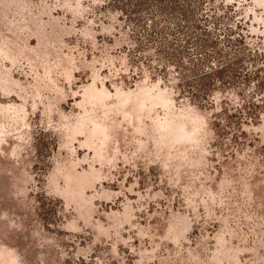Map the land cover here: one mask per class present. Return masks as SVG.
I'll return each instance as SVG.
<instances>
[{
	"label": "rangeland",
	"instance_id": "rangeland-1",
	"mask_svg": "<svg viewBox=\"0 0 264 264\" xmlns=\"http://www.w3.org/2000/svg\"><path fill=\"white\" fill-rule=\"evenodd\" d=\"M112 1L0 0V264H264V110L218 134L245 96L134 62ZM212 4L264 61V0Z\"/></svg>",
	"mask_w": 264,
	"mask_h": 264
},
{
	"label": "trees",
	"instance_id": "trees-1",
	"mask_svg": "<svg viewBox=\"0 0 264 264\" xmlns=\"http://www.w3.org/2000/svg\"><path fill=\"white\" fill-rule=\"evenodd\" d=\"M212 3L113 0L110 6L121 11L129 29L127 49L133 61L149 66L155 76H166L173 66L180 78L181 95L202 107L215 91L245 96L242 104L226 105L214 120L218 134L234 131L231 140L237 141L244 135L239 134L243 119L255 120L264 110V96L260 103L255 100V95L264 93L263 55L248 41L250 33L242 30L244 23L232 22L228 14L217 17L218 6ZM231 109L235 111L231 113Z\"/></svg>",
	"mask_w": 264,
	"mask_h": 264
}]
</instances>
